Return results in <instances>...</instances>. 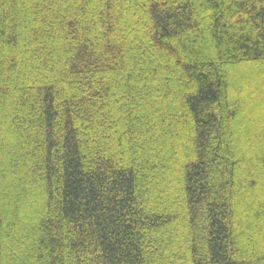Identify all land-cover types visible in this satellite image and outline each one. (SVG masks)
Segmentation results:
<instances>
[{
  "label": "trees",
  "instance_id": "trees-1",
  "mask_svg": "<svg viewBox=\"0 0 264 264\" xmlns=\"http://www.w3.org/2000/svg\"><path fill=\"white\" fill-rule=\"evenodd\" d=\"M0 264H264V0H0Z\"/></svg>",
  "mask_w": 264,
  "mask_h": 264
}]
</instances>
